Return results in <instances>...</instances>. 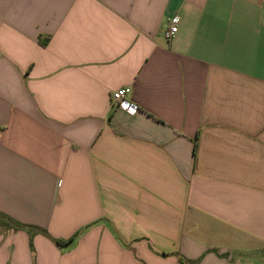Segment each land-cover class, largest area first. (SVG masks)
<instances>
[{
    "label": "crops",
    "instance_id": "1",
    "mask_svg": "<svg viewBox=\"0 0 264 264\" xmlns=\"http://www.w3.org/2000/svg\"><path fill=\"white\" fill-rule=\"evenodd\" d=\"M0 218V264H264V0H0Z\"/></svg>",
    "mask_w": 264,
    "mask_h": 264
},
{
    "label": "built area",
    "instance_id": "2",
    "mask_svg": "<svg viewBox=\"0 0 264 264\" xmlns=\"http://www.w3.org/2000/svg\"><path fill=\"white\" fill-rule=\"evenodd\" d=\"M178 24H179V18L175 17L171 21V25L165 32V37L167 39H172L177 31H178ZM132 90L128 87L120 88L112 93V101L114 105L123 111H126L130 114H137L140 109L138 105H136L131 99L129 98Z\"/></svg>",
    "mask_w": 264,
    "mask_h": 264
},
{
    "label": "rangeland",
    "instance_id": "3",
    "mask_svg": "<svg viewBox=\"0 0 264 264\" xmlns=\"http://www.w3.org/2000/svg\"><path fill=\"white\" fill-rule=\"evenodd\" d=\"M8 226L9 224L6 222V220L3 218H0V227H3V229H6Z\"/></svg>",
    "mask_w": 264,
    "mask_h": 264
}]
</instances>
